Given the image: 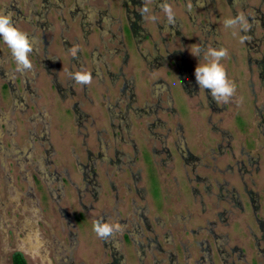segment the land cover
<instances>
[{"label": "rangeland", "instance_id": "rangeland-1", "mask_svg": "<svg viewBox=\"0 0 264 264\" xmlns=\"http://www.w3.org/2000/svg\"><path fill=\"white\" fill-rule=\"evenodd\" d=\"M165 3L174 23L162 10ZM142 6L149 10L145 17ZM0 13L10 15L33 42V68L20 72L0 39V264H11L16 251L27 264H55L41 246L65 240L69 226L75 264L111 262L93 225L105 222L113 206L122 220L127 214L144 217L163 236L159 242L168 253L163 264L200 262L198 248L191 247L200 240L211 251V260L201 264H264V128L257 123L264 119V0H0ZM236 15L245 16L246 25L226 28L224 20ZM200 41L206 49L215 41L236 56L234 62L229 55L221 61L236 87L228 103L213 100L195 80L202 58L190 51ZM174 51L183 54V64L178 56L165 59ZM186 67V89L192 93L195 85L196 97L185 95L177 79ZM81 69L91 73L90 84L70 78L69 72ZM168 86L184 142L173 134L175 119L169 115L136 118L144 101L153 104L151 96L166 100ZM161 123L170 130L168 165L155 145V135H164L155 130ZM217 129L221 134L213 132ZM182 143L197 159L212 148L196 173L203 183L187 182L194 174L192 164L178 156ZM242 150L257 157L259 172L246 169ZM20 155L27 161L23 172L15 161ZM95 157L92 181L82 167ZM223 182L232 189L222 193L226 201L215 186ZM184 218L188 224L177 225ZM169 219L176 222L172 228ZM4 223L20 224L27 242L16 232L8 236ZM123 252L125 264H140L131 242ZM145 260L151 264L150 256Z\"/></svg>", "mask_w": 264, "mask_h": 264}, {"label": "flooded vegetation", "instance_id": "flooded-vegetation-1", "mask_svg": "<svg viewBox=\"0 0 264 264\" xmlns=\"http://www.w3.org/2000/svg\"><path fill=\"white\" fill-rule=\"evenodd\" d=\"M204 30H206L205 28H203V31ZM209 33L208 32H205V33H203V36L204 37H209ZM259 43H260V41H259ZM206 45H207V43H206V41H204V42H202V41H200V44H199V47H201L202 49H206ZM209 46H211V47H215V48H220V47H223L222 45H219V44H216V42L215 41H212V42H210L209 43ZM225 48V47H224ZM228 55H229V57L233 60V62L236 60V56L233 54V52L232 51H230V50H228ZM176 56H178V58L177 59H179V61L183 64L184 62V59H182L180 56H183V54L182 53H179V51H174V52H172L171 54H169L168 53V56H166L167 58H165L166 60H175V57ZM184 57V56H183ZM178 65H180L179 64V62L177 61V62H175V66L178 68ZM190 69H189V67L187 68H185V72L183 73L182 72V70L180 69V72H177V79H178V81L180 82V84H181V89L183 90V93L186 95L187 94V96H189V97H196L197 95H198V89H197V87L194 85V90H193V92L192 93H190L189 91L187 92V89H186V86H187V88H188V86H189V82H190V79H189V77H190V74H189V71ZM159 81L160 80H157V82H153L152 84L153 85H155V86H157V84L156 83H159ZM151 84V85H152ZM166 84H164V86H165ZM186 89V90H185ZM165 93H166V100H163L160 96H158V98H156V97H152L151 96V99L153 100V104H152V102L151 103H149L148 101H144L143 103H142V106H140L138 109H136V110H139L141 113H140V115L138 116V117H136L138 120L139 119H142V118H149L152 114L154 115H156V114H159V113H163V114H166V115H169L170 117H171V119H175L174 121H175V124H174V127L172 128V132H173V134L176 136V139L177 140H179V141H181V142H184L185 141V139H184V136H183V134H182V126H181V124L177 121V119H178V115H177V112H176V109H175V107H174V103H173V98H172V95H171V89L169 88V86L168 87H166V88H164V90H163ZM209 91V90H208ZM210 92V91H209ZM210 94V93H209ZM209 98V97H208ZM151 109V110H150ZM147 110H150V112L148 113V111ZM145 114V115H144ZM158 120H157V124H158ZM160 123V122H159ZM259 125L260 124H262L263 125V128H264V119H262V118H260L259 120H258V122H257ZM161 129V132H163V134L164 135H161L160 133H158V134H156L155 135V145L156 144H158L159 145V149H160V152H159V156L161 157V158H163L164 159V161L166 162V165H168V164H170V163H172L173 162V158H172V156H171V152H170V150H168V148H167V142H168V140H169V133H170V130L168 129V128H166V123H161L159 126H155V130L156 129ZM214 133H217L218 135L219 134H221V132L217 129L216 131H213ZM144 139L143 140H145V144H147V142H148V140H146L147 138L146 137H144V136H142ZM141 137V138H142ZM263 138H264V135H263ZM222 140H223V138H221ZM264 142V141H263ZM173 143H175V142H173ZM183 144V143H182ZM220 145V144H219ZM257 145H261V146H263V143L262 142H257ZM227 147V146H226ZM209 149V151L208 150H204V152H202V157L201 158H198L197 159V157H193L190 153H189V151L186 149V147H185V144H183V148H181L180 149V151H177L178 152V156L180 157V159H181V161H182V164H186L187 162V164H189V163H191L192 165V167L190 168V172H192V174H194L193 175V177H194V180H190L188 177H187V182L188 183H191L192 181H194V182H196L197 184L198 183H201L202 181H203V178H200L196 173H197V170L199 169V168H205V165L202 163V160L201 159H203L204 157H205V154L206 155H211V153H210V151H211V149L212 148H208ZM178 150V149H177ZM8 152H9V154L7 153V151H5V156L3 157V159H5V157L7 156V155H10L11 153H10V150H8ZM240 153H242V154H244L245 156H246V158H245V162H246V169L247 170H249V172L251 171V169H252V167H253V169H254V171H255V169H256V171L257 172H259V169H258V167L256 168L255 167V164L258 162L257 161V157L255 156V158L254 157H252V156H250V154L249 153H245L243 150H242V152H240ZM137 154H138V150H137ZM97 157L99 158L100 157V153H98L97 152ZM21 156V155H20ZM97 157H95V159L93 160V162H91V164H87V165H84L82 168L85 170V172H91V179H92V181H93V179H94V176H95V173H94V168L96 167V165H95V163L98 161V159H97ZM15 158V157H14ZM2 159V157H1V160L2 161H4ZM97 159V160H96ZM117 159V161H119L120 163H121V160H119L118 158H116ZM210 159L213 161V164H216V159L217 158H215V157H210ZM189 160V161H188ZM195 160H197L198 162L196 163V164H193V162L195 161ZM15 161H16V163H17V166H18V168H19V170H21L22 172H23V170H24V165H25V163L27 162L26 161V159L25 158H23L22 156L20 157V158H18V157H16L15 158ZM21 163V165H23L22 166V169L20 168V166H19V164ZM243 164H244V162H243ZM240 165V164H239ZM245 165V164H244ZM254 165V166H253ZM244 167V166H243ZM245 168V167H244ZM211 170H213V172H215V168H214V166H213V169H211ZM172 171H173V169H172ZM219 171H217V173H218ZM24 173L25 174H27V172L26 171H24ZM35 173L37 174V175H41L42 173H41V171H40V169H39V167L36 165V170H35ZM220 174V173H219ZM230 174V173H229ZM174 180V179H173ZM203 183V182H202ZM215 186L217 187V190H218V192H219V194H218V197H219V199H221V200H225L226 201V199L225 198H223V197H221V195H222V193H223V195H228L231 191H232V189H230L229 188V184H227V182H223L222 184H218V183H215ZM254 186V183L252 182V185H251V187H253ZM30 190H33V187L32 186H30V188H29ZM244 190H245V192L247 193V194H249V195H251V190L248 188V186L247 185H244ZM30 194V193H29ZM38 203H39V201L37 200V199H35L34 198V207L36 208V206H37V211L39 212V214H41L42 212H41V210L39 209V207H38ZM264 204V203H263ZM238 206L240 205V201L238 200V204H237ZM237 206V207H238ZM218 208V207H217ZM60 211H62V212H64L61 208H60ZM257 211H258V209L257 208H255L254 209V214H256L257 213ZM104 215V214H103ZM66 216H68V215H66ZM105 216V222H107L109 219H111L113 222L111 223V224H119V225H123V224H125V222L126 221H128V219H126V218H129L130 219V216L128 217V214L123 218V220H122V217H120V215H119V213H118V208H117V206L115 207V206H113V208H112V210H111V213H108L107 215H104ZM258 215H256L255 216V218H257L258 219V217H257ZM188 217V216H187ZM146 219V218H145ZM16 220V219H15ZM261 221V220H260ZM146 223H149V221L148 220H146ZM169 223H170V227L172 228V226H175L176 225V222H174V221H171L170 219H169ZM262 222H260V227H261V229H262V227H263V225L261 224ZM188 224V218H184L181 222H178V224L177 225H183L184 227L186 226ZM2 226H4V232H6L7 233V235L9 236L10 234H12L13 232L15 233H17V234H21V235H24L25 236V240H26V242H27V236H28V234H26L25 235V232L21 229V227H20V224H11V225H6V223H4V224H2ZM12 228H15V229H12ZM72 230H71V226H69V230H66L65 231V235H66V238H65V240H60V241H56L55 239H52V240H50V241H44V243L42 244V251H43V253H45V252H48V254L49 255H51V260L53 261V260H55V261H53L55 264H75L74 263V260H73V251H74V249L76 248V240H75V234H73L72 232H71ZM62 232H64V231H62ZM157 235V237H158V240H161V239H163V236H160V234H156ZM20 238L18 237L16 240H19ZM118 239H122V245H124L125 243H128V241H126L125 242V240H124V238H123V236H122V238H118ZM195 243V242H194ZM194 243H192L191 244V247L193 248L194 246L193 245H195ZM182 248L185 250H188V247L186 248V247H183V245H182ZM166 252V251H165ZM167 253V252H166ZM15 254H20L23 258H25L24 256H23V254L21 253V252H19V251H16V252H14L11 256H10V262H11V258H12V256L13 255H15ZM46 254V253H45ZM54 254H57V255H54ZM168 254V253H167ZM59 256V257H58ZM73 256V257H72ZM147 256H150V258H151V255H147ZM146 256V257H147ZM164 255H161L160 257L162 258V259H165L166 258V256L165 257H163ZM146 257H144L143 258V263L142 264H146ZM158 259H159V257H158ZM26 261V260H25ZM111 261H112V258H111ZM202 261V258H200V262L198 261V262H196V264H201V263H203V262H201ZM139 262H140V260H139ZM152 262H153V259L151 258V264H152ZM165 262V261H164ZM105 264H111V262H108V263H105ZM140 264H141V262H140ZM156 264H159V262L158 263H156ZM160 264H163V262H161Z\"/></svg>", "mask_w": 264, "mask_h": 264}, {"label": "clouds", "instance_id": "clouds-1", "mask_svg": "<svg viewBox=\"0 0 264 264\" xmlns=\"http://www.w3.org/2000/svg\"><path fill=\"white\" fill-rule=\"evenodd\" d=\"M162 10L165 12L168 22L174 23L175 15L170 5L167 3L163 4ZM148 11L147 7L142 6L140 8V15L145 17ZM152 19L155 20L156 17L153 16ZM245 25L246 17L242 15H236L224 20L226 28L243 27ZM0 39L3 40L10 50L11 57L15 60L18 71L26 72L33 68L29 58L33 52L32 40L26 32L14 24L12 17L5 13H0ZM71 51L73 56H75L77 49L74 47ZM190 52L193 56L202 58V62L198 60L199 62L194 71L195 80L199 87L209 90L213 100L228 103L234 96L236 87L234 82L229 79L227 71L221 63L229 54L227 48L210 47L202 49L197 46ZM69 76L74 82L81 85H88L92 81L91 73L83 69L69 72ZM93 227L94 231L101 238H107L120 230L119 224H111L102 220H96Z\"/></svg>", "mask_w": 264, "mask_h": 264}, {"label": "trees", "instance_id": "trees-1", "mask_svg": "<svg viewBox=\"0 0 264 264\" xmlns=\"http://www.w3.org/2000/svg\"><path fill=\"white\" fill-rule=\"evenodd\" d=\"M116 207V206H115ZM134 215V214H133ZM131 214L128 215V217ZM178 220H181L179 217H176ZM125 224L120 225V230L116 231L113 235L107 238H101L100 241L102 244L103 255L106 257L107 253L112 258L111 264H125L124 252H123V241L131 242L134 249L137 251V256H139V260L141 264L143 263V258L147 255H151L153 259L152 264H156L159 262H164L165 259H162L160 256L164 255L168 258V254L165 252L163 247L161 246L158 237L152 228L150 223H146L144 217H139L136 219L134 216ZM198 248L200 257L202 258L203 263L209 262L211 260V251L209 245H206V241H199L194 243ZM159 257V259H157ZM169 257H175L173 255H169ZM11 264H27L25 259L20 254H15L11 258ZM169 264H177L172 260Z\"/></svg>", "mask_w": 264, "mask_h": 264}]
</instances>
